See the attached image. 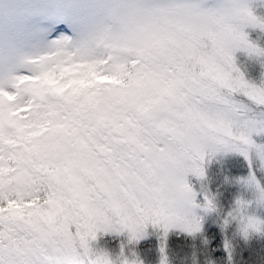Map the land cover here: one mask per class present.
Segmentation results:
<instances>
[{"label": "snow or ice", "instance_id": "1", "mask_svg": "<svg viewBox=\"0 0 264 264\" xmlns=\"http://www.w3.org/2000/svg\"><path fill=\"white\" fill-rule=\"evenodd\" d=\"M205 2L127 0L92 46L0 71V264H129L90 242L149 225L160 264L170 231L200 241L189 264H214L213 225L264 236V77L248 82L233 58L264 57L243 32L264 20ZM221 162L233 171L213 190Z\"/></svg>", "mask_w": 264, "mask_h": 264}, {"label": "rangeland", "instance_id": "2", "mask_svg": "<svg viewBox=\"0 0 264 264\" xmlns=\"http://www.w3.org/2000/svg\"><path fill=\"white\" fill-rule=\"evenodd\" d=\"M127 0H0V71L11 68L19 74L27 61L52 51L57 44L68 50L92 46L100 37L114 31L119 22L122 5ZM221 0H206L205 7L214 8ZM256 17L263 13L264 0H240ZM247 31V32H246ZM250 31V32H248ZM248 41L256 46L264 42V31L244 27ZM250 33V34H249ZM256 43V44H255ZM239 73L250 83L259 85L264 77V57H250L243 51L233 53ZM235 75V73H234ZM233 170L228 163H213L208 168L209 187L218 186L222 174ZM191 182V181H190ZM221 205L227 209L223 199ZM205 235L209 223L204 225ZM215 233L210 238L214 264H228L224 251L225 241L231 247L232 264H264V236H252L244 241L232 231L221 233L212 226ZM161 231L151 225L145 229L142 239L130 242L128 233L98 232L97 239L89 247L104 252L110 260L123 258L132 264H160ZM193 247L199 249L200 241L186 239L170 231L166 240V255L169 264H189L188 257Z\"/></svg>", "mask_w": 264, "mask_h": 264}, {"label": "trees", "instance_id": "3", "mask_svg": "<svg viewBox=\"0 0 264 264\" xmlns=\"http://www.w3.org/2000/svg\"><path fill=\"white\" fill-rule=\"evenodd\" d=\"M263 10H264V7H263ZM252 12L257 13L256 10H253ZM259 16H260V17H259L260 19L264 20V12H263L262 14L260 13ZM246 32H247V31H246ZM248 32H250V31H248ZM249 34H250V33H249ZM262 43H263L262 45H260V44H256V43H255V44H256V47H258V48L264 50V42H262Z\"/></svg>", "mask_w": 264, "mask_h": 264}]
</instances>
